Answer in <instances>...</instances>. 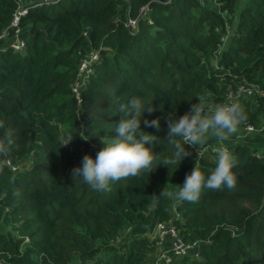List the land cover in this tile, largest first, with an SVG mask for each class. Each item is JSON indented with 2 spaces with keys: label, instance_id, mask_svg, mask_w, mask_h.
<instances>
[{
  "label": "trees",
  "instance_id": "1",
  "mask_svg": "<svg viewBox=\"0 0 264 264\" xmlns=\"http://www.w3.org/2000/svg\"><path fill=\"white\" fill-rule=\"evenodd\" d=\"M16 5L0 0V31ZM18 26L22 51L0 39V136L11 129L15 141L0 172V264H147L153 233L115 237L152 219L197 244L160 264H264V0H67L31 7ZM92 49L99 57L78 100L72 84ZM239 82L263 93L237 96L247 118L228 147L236 186L204 188L196 202L154 199L182 187L197 159L206 177L216 167L215 150L201 153L215 138L186 145L191 154L172 170L162 164L174 151L168 115L182 117L201 95L223 103ZM133 98L155 109L141 122L158 136L154 170L106 191L74 181L72 169L117 135L119 106ZM156 119L159 129L143 123ZM61 136L73 140L62 147Z\"/></svg>",
  "mask_w": 264,
  "mask_h": 264
},
{
  "label": "clouds",
  "instance_id": "2",
  "mask_svg": "<svg viewBox=\"0 0 264 264\" xmlns=\"http://www.w3.org/2000/svg\"><path fill=\"white\" fill-rule=\"evenodd\" d=\"M197 99L198 102L192 104L182 117L173 119L171 113L168 115L167 140L174 151L162 164L172 170L171 166H179L182 160L191 154L186 145L194 148L211 136L220 142L215 150L216 167L206 177L201 171L200 160L197 159L195 167L186 175L182 187L173 191L167 186L158 195H154V199L162 197L178 202H196L204 188L219 190L223 187L233 189L236 186L237 176L233 171L236 159L223 142L236 134L239 125L246 120L245 109L239 98L232 95L220 104L210 103L203 95ZM154 110L152 107H145L143 102L136 98L121 103L119 112L123 117L115 126L117 135L109 140L102 138L106 146L95 158L91 155L82 158L81 165L71 171L74 181L82 178L92 190L106 191L110 182L139 176L145 171L151 173L156 161L154 149L158 136L142 131L141 122L145 112L151 113ZM143 123L146 127L160 128L159 119L144 120ZM0 128H3V124H0ZM13 136L11 129L5 130L0 136V157H3L0 159V172L9 165V152L15 143ZM72 140L70 136L67 139L60 137L62 147Z\"/></svg>",
  "mask_w": 264,
  "mask_h": 264
},
{
  "label": "built area",
  "instance_id": "3",
  "mask_svg": "<svg viewBox=\"0 0 264 264\" xmlns=\"http://www.w3.org/2000/svg\"><path fill=\"white\" fill-rule=\"evenodd\" d=\"M17 5L12 14V19L10 21V27H13V31L10 32V27H5L0 31V39L4 38L7 41V44L17 51H22L25 46V42L20 35V27L18 26V21L20 17L28 12L31 7L41 6V5H49L60 0H16ZM141 14L146 13L148 10V5H144L141 7ZM126 25L130 27H135L137 24V18L128 17L126 20ZM99 57V53L97 49L89 50L84 56L78 65V71L75 81L72 84V91L75 97L80 99V87L86 83V80L92 74L93 68L92 63L97 60ZM254 91H259L263 93V90H259L256 84L239 82L235 88H229L227 90L226 97L232 95L237 97L242 93L251 94ZM225 101V100H224ZM223 101V102H224ZM245 127L247 129H252L251 124H246ZM215 149V148H213ZM208 152V148H204L201 150V153L204 154ZM155 232H153V239L157 245L162 244V242L169 237L170 244L168 246V250L163 252V256L158 257L155 262L150 260L147 264H160V261L163 259L165 262H170L174 257H180L183 254H186L190 251H195L197 244L196 242H186L184 241L176 232L175 228L172 225H167L163 222L156 223ZM196 254V253H195ZM88 264V263H87Z\"/></svg>",
  "mask_w": 264,
  "mask_h": 264
},
{
  "label": "rangeland",
  "instance_id": "4",
  "mask_svg": "<svg viewBox=\"0 0 264 264\" xmlns=\"http://www.w3.org/2000/svg\"><path fill=\"white\" fill-rule=\"evenodd\" d=\"M62 3H65V2H67V0H60ZM217 6H218V4L217 3H215ZM237 133L236 134H234L231 138H229L228 140H226V141H224L223 142V144L228 148L229 147V143L230 142H233L235 139H237ZM208 138H214V137H211V136H209ZM214 142V143H213ZM231 144V143H230ZM211 146H212V149H211V147L210 146H208L207 148H208V150L210 151V150H216L218 147H219V145H220V142L218 141V140H212V143L210 144ZM213 148H215V149H213ZM129 230H130V227H129V229H122L121 231H120V233L115 237V240H116V242H119V241H121L124 237H125V235H127L128 233H129ZM169 244H170V238L169 237H167L163 242H162V244H159V245H155V248L153 249V251L151 252V254L149 255V259L150 260H153V262H155V260L158 258V257H160L161 258V256H163V252L164 251H167L168 250V246H169ZM177 258H179V257H177ZM173 260V259H172ZM161 261H163V259L161 260ZM161 261H160V263H161ZM175 262H176V260H175ZM89 264V263H88Z\"/></svg>",
  "mask_w": 264,
  "mask_h": 264
},
{
  "label": "water",
  "instance_id": "5",
  "mask_svg": "<svg viewBox=\"0 0 264 264\" xmlns=\"http://www.w3.org/2000/svg\"><path fill=\"white\" fill-rule=\"evenodd\" d=\"M88 37L91 38V32L88 33ZM156 225V221L152 219L149 223H141L137 222L130 226V232L136 233V232H148L153 233L154 228Z\"/></svg>",
  "mask_w": 264,
  "mask_h": 264
}]
</instances>
